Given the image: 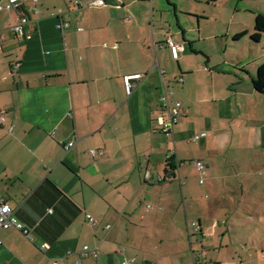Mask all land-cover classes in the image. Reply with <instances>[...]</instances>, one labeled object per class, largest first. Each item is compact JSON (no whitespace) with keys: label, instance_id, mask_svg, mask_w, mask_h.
<instances>
[{"label":"crops","instance_id":"1","mask_svg":"<svg viewBox=\"0 0 264 264\" xmlns=\"http://www.w3.org/2000/svg\"><path fill=\"white\" fill-rule=\"evenodd\" d=\"M80 1L0 10V196L32 236L0 230V264L231 263L207 261L214 223L198 198L228 184L242 154L264 143V62L253 68L235 49L264 11L251 33L235 26L241 0ZM60 9L66 29L52 14ZM22 14L26 37L17 38L11 25ZM134 74L127 94L124 77ZM165 95L184 110L171 134L158 122ZM86 245L98 256H81Z\"/></svg>","mask_w":264,"mask_h":264},{"label":"rangeland","instance_id":"2","mask_svg":"<svg viewBox=\"0 0 264 264\" xmlns=\"http://www.w3.org/2000/svg\"><path fill=\"white\" fill-rule=\"evenodd\" d=\"M261 1H240V12L236 15L242 23L235 25L237 29L254 32V12L264 11V0ZM226 10L230 14L229 8ZM210 25L222 30L228 26L226 22L215 21ZM249 42H252L251 46ZM243 43L244 40L236 41L235 49L245 64L254 66L255 63L264 62V35L260 41L246 36ZM243 48L246 49L245 53ZM238 56H235V62ZM260 102L264 117V97ZM251 146L253 151L242 154L241 166L230 169L237 177L234 176L228 184H218L212 192L205 189L207 180L203 179L205 183L200 184L205 190L198 198V207L203 211L202 218L208 221L205 224L210 227L214 223V228L212 226L205 230L207 261L209 258L215 261L219 257L221 261H230L229 264H264V143L254 142Z\"/></svg>","mask_w":264,"mask_h":264},{"label":"built area","instance_id":"3","mask_svg":"<svg viewBox=\"0 0 264 264\" xmlns=\"http://www.w3.org/2000/svg\"><path fill=\"white\" fill-rule=\"evenodd\" d=\"M24 0H7L5 5H0V10L7 9H21L22 3ZM35 6L32 8L34 12H37V4L40 0H32ZM108 0H90L88 5H96V6H104L106 5ZM76 4L83 5L80 0H76ZM64 13L62 9L52 12L53 15L58 16L60 18V22L58 27L60 29H66L69 27V22L64 20ZM29 22V18L26 14H22L17 23H13L11 25V31L17 38L26 37L25 25ZM168 46L171 51L172 57L174 59L179 58V53L181 51V46L176 43L172 38L168 39ZM1 48V47H0ZM18 67L15 66V70ZM141 77L140 74L127 75L124 77V84L127 94H131L135 85L133 83L134 80L139 79ZM180 81H183L181 78ZM163 100L166 101L164 104V109L166 111L167 117L159 116L158 122L160 125V129L163 133L171 134L173 132L174 127L179 123L181 116L184 114V110L179 101L173 102L171 105H168V99L165 95ZM0 120L3 122L5 120L4 115H0ZM199 135L195 136V139H198ZM75 145V140H70L69 142L64 144L65 149H71ZM91 156L95 157L97 155V151L95 149L90 150ZM197 168L203 172L205 169V165L201 161H197L195 163ZM203 182V180H201ZM193 226L197 232H202V226L199 222L195 221ZM16 229L23 233L27 238L32 239L31 230L27 227L16 215V209L2 196H0V230H8V229ZM1 243V240H0ZM49 247V243H43L41 245V249H46ZM99 254L98 248H91L88 245L84 246L80 252L81 256L92 255L93 257H97ZM79 262H75L74 264H78ZM49 264H65L60 259H53ZM124 264H130V260H124Z\"/></svg>","mask_w":264,"mask_h":264},{"label":"trees","instance_id":"4","mask_svg":"<svg viewBox=\"0 0 264 264\" xmlns=\"http://www.w3.org/2000/svg\"><path fill=\"white\" fill-rule=\"evenodd\" d=\"M255 30H256V34L253 36V38L259 39L260 33H264V13H258L256 15ZM263 69H264V66H263Z\"/></svg>","mask_w":264,"mask_h":264}]
</instances>
